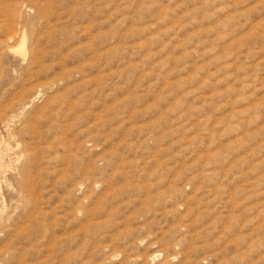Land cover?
I'll use <instances>...</instances> for the list:
<instances>
[{
	"label": "rangeland",
	"instance_id": "rangeland-1",
	"mask_svg": "<svg viewBox=\"0 0 264 264\" xmlns=\"http://www.w3.org/2000/svg\"><path fill=\"white\" fill-rule=\"evenodd\" d=\"M0 264H264V0H0Z\"/></svg>",
	"mask_w": 264,
	"mask_h": 264
}]
</instances>
